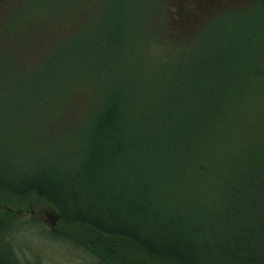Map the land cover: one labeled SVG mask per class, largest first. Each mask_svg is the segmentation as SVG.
Segmentation results:
<instances>
[{
	"label": "trees",
	"instance_id": "16d2710c",
	"mask_svg": "<svg viewBox=\"0 0 264 264\" xmlns=\"http://www.w3.org/2000/svg\"><path fill=\"white\" fill-rule=\"evenodd\" d=\"M61 1L0 0V62L11 56L10 28L19 24L14 15H52L64 9ZM254 1L255 11L226 14L239 24L226 29L225 40L216 35L173 65H141L139 57L111 61L128 53L117 51L125 39V21L115 20L125 19L118 4L106 19L109 29L95 39L85 37L78 43L82 47H72L66 56H50L42 77L68 93L72 87H90L87 76L96 67L85 60H63H83L105 49L96 83L100 96L81 128L74 163L65 166L44 158L29 179L15 180L22 184L0 183V193L10 197L14 210H0L4 242L10 230L20 235L15 228L29 219L22 220L17 211L22 214L24 207L29 210L24 216L32 214L30 199L37 198L54 207L60 225L85 235L84 247L105 264H141L136 254L158 264H199L207 252L196 239L200 234L193 228L190 235L175 230L187 219L172 213L188 206L219 209L222 223L241 225L238 245L227 242L223 249L225 264H264L247 254L257 242L263 247L264 232L243 228L264 223V113L238 111L254 104L253 95L240 94L239 82L264 81V49L245 53L235 46L247 28L257 23L264 27V0ZM15 72L0 79V92L9 94ZM38 88L32 84L30 93L37 96ZM253 234L260 237L255 240ZM65 236L80 244L76 236ZM10 243L0 264H23L13 239Z\"/></svg>",
	"mask_w": 264,
	"mask_h": 264
},
{
	"label": "rangeland",
	"instance_id": "374dc122",
	"mask_svg": "<svg viewBox=\"0 0 264 264\" xmlns=\"http://www.w3.org/2000/svg\"><path fill=\"white\" fill-rule=\"evenodd\" d=\"M61 4L64 9L52 15H14L19 24L10 28L8 42L11 47L7 50L11 51V56L0 62L4 65L0 67L2 80L9 70L16 69L15 84L8 87L9 94L0 92V183L4 185L22 184L15 180L25 179L23 176L29 179L37 161L44 158L65 166L74 163L72 159L81 142V128L93 114L100 96L96 92V83L101 78L98 66L106 50H98L83 60H63L78 64L85 60L96 67L87 76L90 87L81 90L72 87L67 93L65 89L55 88L54 80L42 77V68L50 56H66L72 47H82L78 43L85 37L95 39L101 30L109 29L106 19L113 16L111 9L117 4L125 14V19L115 18L119 24L125 21V39L117 51L128 53L127 57H112L111 61H130L139 57L141 65H173L187 51L209 45V40L216 35L225 40L226 29L239 24L236 17H227L229 12L256 10L254 0H62ZM246 31L235 41V46L245 53L264 49V27L257 23L252 30L247 28ZM32 84L35 88L40 87L35 91L37 96L30 93ZM238 86L240 94L242 90L254 96V104H246L238 111L264 113V107H256L264 105V81L241 80ZM32 199V214L24 216L25 211H29L24 207L22 214L17 211L22 220L29 219L28 224L15 228H19L16 232L21 236L10 234V230L7 244L0 236L1 258L8 256L13 239L23 264H105L102 258L84 247L85 235L59 224L54 207L42 199ZM12 203L10 197L0 193V210L13 212ZM172 214L178 219H187L186 223L175 226L177 232L190 235L193 228V232L200 234L196 239L204 244L207 252L205 262L202 259L199 264H225L228 261L223 258V249L228 243L238 245L241 225L228 220L222 223L218 219L222 214L219 209L184 206ZM243 228L250 232L254 228L258 234L264 232V223H249ZM53 233H63L65 238ZM64 234L76 236L81 245ZM253 237L257 240L260 236L253 234ZM258 244L254 252L249 248L247 254L257 255L263 262L260 254H264V243L260 244L262 248ZM232 248L236 249L235 246ZM134 258L141 264H158L138 254Z\"/></svg>",
	"mask_w": 264,
	"mask_h": 264
}]
</instances>
